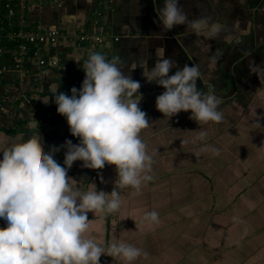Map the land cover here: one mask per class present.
<instances>
[{"label":"crops","instance_id":"crops-1","mask_svg":"<svg viewBox=\"0 0 264 264\" xmlns=\"http://www.w3.org/2000/svg\"><path fill=\"white\" fill-rule=\"evenodd\" d=\"M163 5L164 0H61L31 11L29 27L39 21L64 35L41 50L46 61L59 63L42 73L30 61L21 83L14 70L0 77V142L11 145L40 134L45 151L65 140L77 144L53 94L80 89L81 66L90 54L119 57L118 67L142 85L140 108L150 126L140 135L153 159V178L140 191L117 188L120 208L89 213L85 238L105 248L124 242L147 253L133 264H264V73L258 72L264 68V0H179L187 21L171 30L157 22ZM195 21L206 22L199 33L191 26ZM81 34L106 40L93 45L70 39ZM158 51L174 61L173 70L199 67L197 87L220 99L221 122L197 124L190 112L168 120L156 110L164 89L145 82L141 66L151 68ZM15 62L13 55L0 56L1 66ZM200 131L207 132L204 140ZM64 152L54 156L61 165ZM81 164L74 162L68 176L82 193L92 183L105 192L116 186L114 166L93 170ZM152 211L158 222L145 219ZM100 264L125 262L105 255Z\"/></svg>","mask_w":264,"mask_h":264},{"label":"clouds","instance_id":"clouds-1","mask_svg":"<svg viewBox=\"0 0 264 264\" xmlns=\"http://www.w3.org/2000/svg\"><path fill=\"white\" fill-rule=\"evenodd\" d=\"M160 11L157 22L165 30L187 21L179 0H164ZM191 26L199 33L206 22H191ZM119 63V57L109 60L92 53L81 66L84 79L80 89L71 88V95L53 94L56 111L66 118L77 144L65 140L45 151L40 134L11 145L0 142L4 145L0 147V219L6 222V227L0 228V264H100L105 255L133 264L147 255L124 242L105 248L85 238L89 213L108 215L120 208L117 188L140 191L153 178L148 174L153 159L140 135L150 126L140 108L142 85L122 71ZM174 66V61L159 51L151 68L141 66L145 82L164 89L155 99L156 110L168 120L190 112L189 119L197 124L221 122L220 99L197 87L199 67L186 64L173 70ZM258 72L264 73V68ZM206 136V131L198 133L200 140ZM61 148L65 149L63 165L54 158ZM76 161L93 170L114 166L116 186L105 192L92 183L82 193L68 176ZM145 219L158 222V213L148 212Z\"/></svg>","mask_w":264,"mask_h":264},{"label":"built area","instance_id":"built-area-1","mask_svg":"<svg viewBox=\"0 0 264 264\" xmlns=\"http://www.w3.org/2000/svg\"><path fill=\"white\" fill-rule=\"evenodd\" d=\"M60 1L0 0V56L13 55L17 59V62L11 66L0 65V77L5 72L14 70L18 73L21 83L24 76L30 72L25 67L30 61H36L37 65L42 68V73H45L48 65H58V58L46 61L41 55V50L44 43H54L64 35L57 30L44 28L39 21L32 28L29 27L28 15L31 11H39L49 4L59 5ZM70 39L79 42L89 41L95 45L102 43L106 37L105 35L81 34L73 35Z\"/></svg>","mask_w":264,"mask_h":264}]
</instances>
